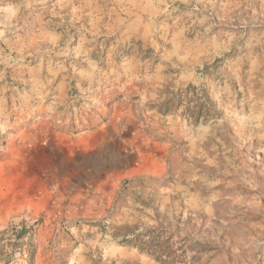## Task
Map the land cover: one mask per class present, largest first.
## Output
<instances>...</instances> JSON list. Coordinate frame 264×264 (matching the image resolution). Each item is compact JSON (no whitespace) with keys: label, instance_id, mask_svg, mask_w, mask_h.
<instances>
[{"label":"rangeland","instance_id":"obj_1","mask_svg":"<svg viewBox=\"0 0 264 264\" xmlns=\"http://www.w3.org/2000/svg\"><path fill=\"white\" fill-rule=\"evenodd\" d=\"M0 141V264H264V0H0Z\"/></svg>","mask_w":264,"mask_h":264},{"label":"trees","instance_id":"obj_2","mask_svg":"<svg viewBox=\"0 0 264 264\" xmlns=\"http://www.w3.org/2000/svg\"><path fill=\"white\" fill-rule=\"evenodd\" d=\"M198 114L199 113L196 112V117H197ZM0 143H3V141H0ZM29 229H30V227L29 228H25L24 226H22L19 233H21V234L26 233Z\"/></svg>","mask_w":264,"mask_h":264}]
</instances>
